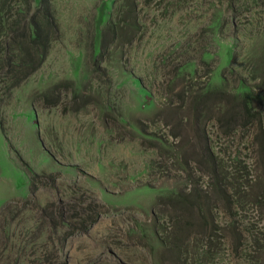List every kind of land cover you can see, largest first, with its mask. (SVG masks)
<instances>
[{"label": "rangeland", "instance_id": "1", "mask_svg": "<svg viewBox=\"0 0 264 264\" xmlns=\"http://www.w3.org/2000/svg\"><path fill=\"white\" fill-rule=\"evenodd\" d=\"M52 5L0 77V264H264V0Z\"/></svg>", "mask_w": 264, "mask_h": 264}, {"label": "trees", "instance_id": "2", "mask_svg": "<svg viewBox=\"0 0 264 264\" xmlns=\"http://www.w3.org/2000/svg\"><path fill=\"white\" fill-rule=\"evenodd\" d=\"M59 35L52 0H0V77L7 91L41 66ZM251 96L242 94L247 114Z\"/></svg>", "mask_w": 264, "mask_h": 264}]
</instances>
